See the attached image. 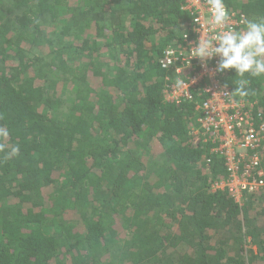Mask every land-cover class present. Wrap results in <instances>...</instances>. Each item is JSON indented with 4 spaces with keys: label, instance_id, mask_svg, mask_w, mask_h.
Instances as JSON below:
<instances>
[{
    "label": "trees",
    "instance_id": "trees-1",
    "mask_svg": "<svg viewBox=\"0 0 264 264\" xmlns=\"http://www.w3.org/2000/svg\"><path fill=\"white\" fill-rule=\"evenodd\" d=\"M223 2L244 28L264 19V0ZM181 8L0 0V264H264V199L239 207L210 191L223 161L192 134L194 105L163 100L162 53L190 25ZM57 21L62 30L41 37ZM43 41L49 51L32 53ZM40 62L77 89L71 113ZM224 73L234 91L248 81L249 94L234 95L264 116L262 76Z\"/></svg>",
    "mask_w": 264,
    "mask_h": 264
},
{
    "label": "built area",
    "instance_id": "built-area-1",
    "mask_svg": "<svg viewBox=\"0 0 264 264\" xmlns=\"http://www.w3.org/2000/svg\"><path fill=\"white\" fill-rule=\"evenodd\" d=\"M180 1L181 9L191 17L190 25L182 36V46L162 53L163 100L175 106L194 105L192 134L204 138L210 155L222 160L225 169V178L214 182L210 191L225 193L242 207L246 197L264 195V116L256 109V101L237 99L233 88L223 83L225 73L216 72L218 58L203 64L189 59V45L194 47L200 35L196 29L204 36L212 35L207 27L209 13L206 0ZM226 9L231 17L229 26L244 29V16L236 17Z\"/></svg>",
    "mask_w": 264,
    "mask_h": 264
},
{
    "label": "clouds",
    "instance_id": "clouds-1",
    "mask_svg": "<svg viewBox=\"0 0 264 264\" xmlns=\"http://www.w3.org/2000/svg\"><path fill=\"white\" fill-rule=\"evenodd\" d=\"M209 17L207 20L210 36L201 32L195 41V46L189 45V59H198L202 64L218 58L216 72L224 73L235 70L236 76L251 77L264 76V19L249 20L242 30H235L229 26L231 19L223 0H206ZM205 25H200L204 28ZM180 83V81H177ZM248 81L241 79L235 93L241 98L249 93L246 88ZM8 135L6 130L0 129V137ZM0 144V150L4 149ZM19 149L12 147L11 154H17Z\"/></svg>",
    "mask_w": 264,
    "mask_h": 264
},
{
    "label": "rangeland",
    "instance_id": "rangeland-1",
    "mask_svg": "<svg viewBox=\"0 0 264 264\" xmlns=\"http://www.w3.org/2000/svg\"><path fill=\"white\" fill-rule=\"evenodd\" d=\"M82 1L83 0H68V3H69V5L73 4V3H79L80 4ZM238 1H242V0H238ZM59 16L64 17L63 14H60ZM56 23L57 24H53V23L50 24V23L43 22L40 26V31H42V32H40L41 37L46 38L49 36V34H51V32L57 33L58 28H59L58 32H60L62 30L63 26L58 21ZM60 28H61V30H60ZM66 39H67V37L64 36L60 40H63V42H65ZM42 40H44V39H42ZM69 40H72V39H69ZM46 41L52 42L50 40H46ZM46 41L38 42L36 44V46L34 48H32V53H36V54H39L40 56H43L45 52H48L49 47L47 46ZM106 55H107V53H103V56H106ZM105 60L106 61H104L103 64H105V66H106V64H108L106 66V68L110 67V62H108L107 59H105ZM43 63L44 62H40V64H39L42 66V68H40V69L37 68L38 73L41 76H43L44 78H47L51 83H53L55 85L53 97H58V98L60 97L61 102L65 106V110L68 112V114L71 113L69 109L72 106H75L76 102H77V89L74 88V85H71L67 82L66 83L59 82L58 78L56 77V74H55L56 72L54 71V69L43 68ZM71 65L73 66L74 63H72ZM262 80H263L262 91H264V76H262ZM93 85L95 86V88H97V83L94 82ZM145 161L150 164L154 160H153L152 156H149L148 158L145 159ZM259 197L264 199V195H261Z\"/></svg>",
    "mask_w": 264,
    "mask_h": 264
}]
</instances>
